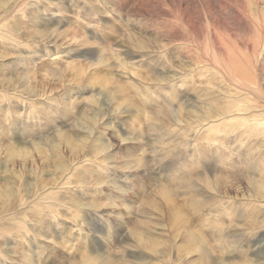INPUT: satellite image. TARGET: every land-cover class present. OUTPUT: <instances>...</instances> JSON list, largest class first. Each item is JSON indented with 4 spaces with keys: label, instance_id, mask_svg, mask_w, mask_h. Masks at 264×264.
Returning <instances> with one entry per match:
<instances>
[{
    "label": "clouds",
    "instance_id": "obj_1",
    "mask_svg": "<svg viewBox=\"0 0 264 264\" xmlns=\"http://www.w3.org/2000/svg\"><path fill=\"white\" fill-rule=\"evenodd\" d=\"M0 264H264V0H0Z\"/></svg>",
    "mask_w": 264,
    "mask_h": 264
}]
</instances>
